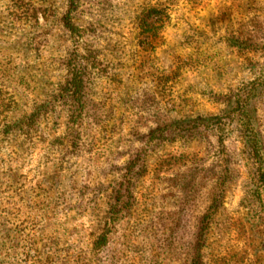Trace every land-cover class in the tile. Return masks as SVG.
<instances>
[{
  "label": "rangeland",
  "instance_id": "obj_1",
  "mask_svg": "<svg viewBox=\"0 0 264 264\" xmlns=\"http://www.w3.org/2000/svg\"><path fill=\"white\" fill-rule=\"evenodd\" d=\"M0 264H264V0H0Z\"/></svg>",
  "mask_w": 264,
  "mask_h": 264
},
{
  "label": "trees",
  "instance_id": "obj_2",
  "mask_svg": "<svg viewBox=\"0 0 264 264\" xmlns=\"http://www.w3.org/2000/svg\"><path fill=\"white\" fill-rule=\"evenodd\" d=\"M67 16H68V15H67ZM67 16H66V17H67ZM67 24H68V25H67L68 27H70V28L72 27V25H71V23H70L69 20L67 21Z\"/></svg>",
  "mask_w": 264,
  "mask_h": 264
}]
</instances>
